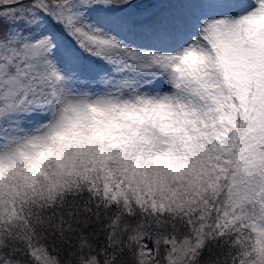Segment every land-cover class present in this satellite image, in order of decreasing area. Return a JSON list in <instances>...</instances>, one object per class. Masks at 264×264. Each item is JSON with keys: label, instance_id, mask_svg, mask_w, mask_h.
I'll return each instance as SVG.
<instances>
[{"label": "snow or ice", "instance_id": "6c2138e0", "mask_svg": "<svg viewBox=\"0 0 264 264\" xmlns=\"http://www.w3.org/2000/svg\"><path fill=\"white\" fill-rule=\"evenodd\" d=\"M0 264H264V0H0Z\"/></svg>", "mask_w": 264, "mask_h": 264}]
</instances>
